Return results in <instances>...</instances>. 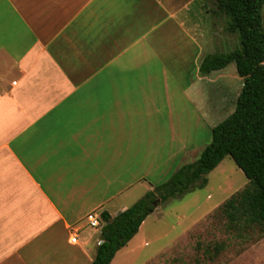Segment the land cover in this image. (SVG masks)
I'll use <instances>...</instances> for the list:
<instances>
[{
	"label": "crops",
	"instance_id": "obj_1",
	"mask_svg": "<svg viewBox=\"0 0 264 264\" xmlns=\"http://www.w3.org/2000/svg\"><path fill=\"white\" fill-rule=\"evenodd\" d=\"M196 1L0 0V264H92L87 214L115 217L195 150L197 103L218 114L228 86L226 67L190 78L214 43Z\"/></svg>",
	"mask_w": 264,
	"mask_h": 264
},
{
	"label": "rangeland",
	"instance_id": "obj_2",
	"mask_svg": "<svg viewBox=\"0 0 264 264\" xmlns=\"http://www.w3.org/2000/svg\"><path fill=\"white\" fill-rule=\"evenodd\" d=\"M191 7L196 12V20L204 24L206 30L212 31L214 43L211 54L241 49L239 34L226 30L227 17L218 11L214 0H197ZM262 12L264 16V7ZM191 66L190 78H197L199 65L194 70ZM221 73L226 75L222 85L228 83L225 95L218 84H213L210 95L212 103L216 105H219L223 95V110L218 114L207 115L209 104L197 103L195 150L185 156L181 165L192 163L200 157L202 150L212 141V129L236 109L243 88L237 65L231 63ZM178 74L181 84L171 87V90H178L180 94L187 85L185 75L188 72L180 71ZM207 88L206 93L209 91ZM206 177L208 181L203 187L160 203L156 213L118 251L111 264H264V228L259 225L246 228L233 226L221 210V206L233 194L248 185L245 173L233 157L226 156ZM132 194L129 201L134 204L141 197L137 196L138 189H134ZM95 231L101 240V231Z\"/></svg>",
	"mask_w": 264,
	"mask_h": 264
},
{
	"label": "trees",
	"instance_id": "obj_3",
	"mask_svg": "<svg viewBox=\"0 0 264 264\" xmlns=\"http://www.w3.org/2000/svg\"><path fill=\"white\" fill-rule=\"evenodd\" d=\"M214 1L218 11L227 17L226 30L239 34L241 49L207 54L199 72L206 75L235 63L244 80L236 109L212 129V141L197 160L179 166L166 181L115 217L101 213L102 243L92 264H111L160 203L206 185L207 174L226 156L233 157L249 183L233 194L221 210L233 226L264 228V0Z\"/></svg>",
	"mask_w": 264,
	"mask_h": 264
},
{
	"label": "built area",
	"instance_id": "obj_4",
	"mask_svg": "<svg viewBox=\"0 0 264 264\" xmlns=\"http://www.w3.org/2000/svg\"><path fill=\"white\" fill-rule=\"evenodd\" d=\"M86 222L89 227L101 231L103 222H102L101 214L99 212L92 211L88 213L86 216ZM70 232H71V242L77 243L79 238V229L77 227H71ZM101 243H102V239L99 240V244Z\"/></svg>",
	"mask_w": 264,
	"mask_h": 264
},
{
	"label": "water",
	"instance_id": "obj_5",
	"mask_svg": "<svg viewBox=\"0 0 264 264\" xmlns=\"http://www.w3.org/2000/svg\"><path fill=\"white\" fill-rule=\"evenodd\" d=\"M158 204V202H155V205H157Z\"/></svg>",
	"mask_w": 264,
	"mask_h": 264
}]
</instances>
